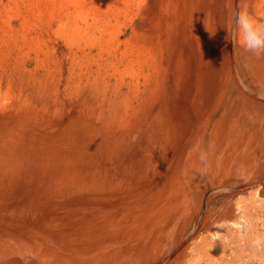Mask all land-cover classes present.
Segmentation results:
<instances>
[{"label": "bare ground", "instance_id": "6f19581e", "mask_svg": "<svg viewBox=\"0 0 264 264\" xmlns=\"http://www.w3.org/2000/svg\"><path fill=\"white\" fill-rule=\"evenodd\" d=\"M241 3L0 0V264L233 259L215 225L264 177V56L229 36Z\"/></svg>", "mask_w": 264, "mask_h": 264}, {"label": "rangeland", "instance_id": "374dc122", "mask_svg": "<svg viewBox=\"0 0 264 264\" xmlns=\"http://www.w3.org/2000/svg\"><path fill=\"white\" fill-rule=\"evenodd\" d=\"M103 3L105 4V1L101 5H104ZM253 181L255 198L252 200L250 211L238 207L237 220L215 225V233L212 236L214 241L220 240L229 244L234 240L232 245L236 253L232 260V256H228L224 264H264V177L255 178ZM260 183L262 185L258 186ZM226 197L218 196L216 203ZM248 201L251 202L250 196ZM229 230L233 231L230 238L227 237Z\"/></svg>", "mask_w": 264, "mask_h": 264}, {"label": "clouds", "instance_id": "9594fccd", "mask_svg": "<svg viewBox=\"0 0 264 264\" xmlns=\"http://www.w3.org/2000/svg\"><path fill=\"white\" fill-rule=\"evenodd\" d=\"M230 35L229 39L234 44L239 40L246 53L256 58L264 56V20L251 16L244 0L233 14Z\"/></svg>", "mask_w": 264, "mask_h": 264}]
</instances>
